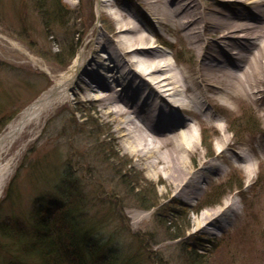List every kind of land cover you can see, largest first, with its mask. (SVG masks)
Returning a JSON list of instances; mask_svg holds the SVG:
<instances>
[{"label": "rangeland", "instance_id": "1", "mask_svg": "<svg viewBox=\"0 0 264 264\" xmlns=\"http://www.w3.org/2000/svg\"><path fill=\"white\" fill-rule=\"evenodd\" d=\"M52 2L0 0V135L59 82L81 51H91L94 37L113 35L117 6L142 21L145 32L157 40L156 54L164 53L177 68L197 66L199 53L184 32L150 33L137 0H61L68 9L65 25L41 11ZM196 2L200 8L249 13L230 1ZM123 62L118 54V63ZM83 78L80 75L69 101L52 104L43 113L33 135L19 138L9 157H14V166L0 195V225L8 220L16 225L28 223L40 208L49 213L59 195L54 190L63 187L58 182L68 178L85 194L91 212L98 213L125 264H264L263 101L241 96L230 105L224 100L206 104L217 115L213 122L193 124L199 149L188 164L196 171L212 161L224 170L208 173L199 199H185L176 196L162 166L150 168L147 161L139 160L116 130L117 122L100 111L95 101L75 99ZM224 126L234 151H243L254 164L244 168L233 154L229 162L216 160ZM24 141L30 143L22 151ZM251 169L254 176L249 175ZM228 198L240 207V217L221 231L199 228L204 212L222 209ZM177 229L183 235L172 239ZM9 243L0 231V264H22L15 262ZM193 249L200 256L191 257Z\"/></svg>", "mask_w": 264, "mask_h": 264}, {"label": "bare ground", "instance_id": "2", "mask_svg": "<svg viewBox=\"0 0 264 264\" xmlns=\"http://www.w3.org/2000/svg\"><path fill=\"white\" fill-rule=\"evenodd\" d=\"M137 1L146 13L150 33L158 35V30L170 29L184 32L199 53L197 66L193 70L177 68L164 53L156 54L157 40L145 32L142 21L117 6L113 35L94 37L91 51H81L59 82L0 135V195L14 166V157H9L19 138L24 140L26 133L33 135L52 104L71 99L70 92L80 75L84 76L83 83L75 99L95 101L100 111L117 122L116 130L139 160L147 161L150 168L162 166L167 172L176 196L199 199L208 173L223 172L224 168L212 161L196 171L190 169L188 158L199 149L194 125L215 120L217 114L206 106L209 102L224 100L230 105L235 98L247 96L263 101L264 107V0L219 2L230 1L248 9V14L225 13L215 6L200 8L196 0ZM118 54L123 64L118 63ZM221 131L216 160L229 162L233 154L244 168L254 164L243 151H234L225 126ZM29 143H22V151ZM254 174L251 169L249 175ZM240 215L234 198H228L222 209L204 212L199 228L221 231Z\"/></svg>", "mask_w": 264, "mask_h": 264}, {"label": "trees", "instance_id": "3", "mask_svg": "<svg viewBox=\"0 0 264 264\" xmlns=\"http://www.w3.org/2000/svg\"><path fill=\"white\" fill-rule=\"evenodd\" d=\"M67 10L61 0H53L52 5L46 10L41 8L44 15L51 14L61 25H65L64 12H68ZM75 53L76 49L70 54V59ZM61 181L58 184L63 187L54 190L59 195L54 208L52 210L51 207L48 208L49 213L40 208L32 214L28 223L16 225L9 220L1 223L0 231L10 241L9 246L12 250L9 252L15 255V262L125 264L114 240L104 230L98 213H92L89 209L85 194L74 187L75 183L71 179ZM137 189L138 187H134V190ZM182 235L177 229L172 239L180 238ZM191 255L200 256L197 249H193Z\"/></svg>", "mask_w": 264, "mask_h": 264}]
</instances>
